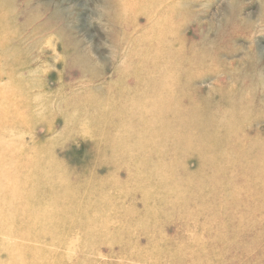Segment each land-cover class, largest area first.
<instances>
[{
	"label": "bare ground",
	"instance_id": "obj_1",
	"mask_svg": "<svg viewBox=\"0 0 264 264\" xmlns=\"http://www.w3.org/2000/svg\"><path fill=\"white\" fill-rule=\"evenodd\" d=\"M20 1L28 22L47 13L36 31L57 34L71 69L87 74L94 63L71 37L75 22L64 0ZM16 2L0 0V10L13 9ZM102 2L112 27L114 57L124 60L105 95L71 97L65 113L68 122L82 125L99 160L75 179L51 154L6 148L0 141V234L11 237H0V264H107L82 255L75 256L81 259L78 263L71 252L97 253L101 246L115 245L118 256L138 253L145 263L261 264L264 134H254L249 127L254 128L253 120L264 115V108L260 102L256 106L247 91L253 79L241 75L237 88L222 86L221 101L210 105L191 89L194 74L205 62L188 46L172 0ZM259 67L257 63L253 72L259 74ZM259 107L263 110L255 109ZM3 135L0 126V138ZM171 149L174 156L180 149L183 154L198 151L197 165L204 168L177 167L183 162L176 156L173 169L165 162L145 166L155 160L153 152ZM100 167L106 170L104 176L96 173ZM14 178L31 193L13 186ZM248 178L252 184L246 183ZM137 189L143 191L141 196ZM124 195L131 197L128 205ZM138 208L148 213L136 226ZM174 222L178 230H164ZM147 225L151 234L143 233ZM76 241L81 248L74 249ZM211 243H220L218 249ZM223 250L234 258L214 257Z\"/></svg>",
	"mask_w": 264,
	"mask_h": 264
},
{
	"label": "rangeland",
	"instance_id": "obj_2",
	"mask_svg": "<svg viewBox=\"0 0 264 264\" xmlns=\"http://www.w3.org/2000/svg\"><path fill=\"white\" fill-rule=\"evenodd\" d=\"M64 2L75 22L69 31L71 37L81 42L82 48L94 63L85 75L71 69L66 62L65 49L57 34L45 31L40 34L36 31L41 20H45L46 12L41 19L28 22L25 17L28 11H25L20 0H17L13 9L3 7L0 10V116L4 114L0 118V126L2 134L5 135L0 141L8 144L6 148L14 145L16 150L27 147L35 148L41 154H51L74 175L72 177L79 179L99 159L92 141L79 121H67L66 101L75 96L86 98L89 95H105L109 91L108 82L124 58L114 57L116 53L110 35L112 27L106 21L102 0ZM172 3L179 9L177 22L183 26L182 32L188 46L196 48V55L205 62L204 68L201 67L194 74L191 89L208 100L210 105H214L221 101L222 86L233 90L239 86L241 75H250L253 81L247 91L253 96L254 104L257 106L260 102L264 108V0H172ZM257 63L261 68L259 74L253 72ZM262 108L255 109L262 111ZM253 121L254 128L249 127V131L264 134V115L254 118ZM6 148L1 147L2 150ZM171 154L173 155V149L167 153L153 152L155 160L145 166L159 167L167 164L173 169V158L176 156L183 162L177 167L192 171L204 168L197 165L200 157L196 150L190 149L187 154H183L180 149L175 156ZM18 161L16 158L15 163ZM96 173L104 176L106 170L100 167ZM120 174L121 178L126 177L125 172ZM19 180L14 178L11 184L18 187L21 193H31L19 186ZM246 183L252 184L251 179L248 178ZM206 189L214 190V187ZM135 193L141 196L143 191L137 189ZM130 200L129 195L122 197L125 205ZM138 209L141 213L137 215L134 223L136 226L140 223L139 218L148 213L147 210ZM82 213L95 214L94 211ZM113 224L116 226L118 222L113 221ZM223 228L218 230L226 231ZM178 229L179 223L176 222L164 227V230L170 231ZM143 233L151 234V225H147ZM0 237L4 240L11 239L4 234H0ZM77 241L74 249L82 247ZM219 244L211 243L217 249ZM115 248L118 245L101 246L97 253L82 249L71 252V255H82V258H92L107 264H156L143 262L138 253L131 258H122L115 252ZM258 251L261 252V248ZM79 257L73 259L78 262L81 260ZM214 257L220 260L234 258L232 253L225 250L219 251ZM82 261L78 263H86ZM257 261L264 264V259ZM158 263L181 264L179 261ZM189 264L197 263L193 260Z\"/></svg>",
	"mask_w": 264,
	"mask_h": 264
}]
</instances>
